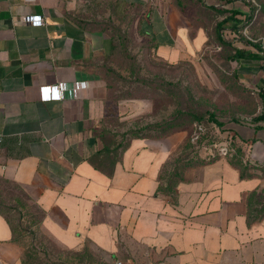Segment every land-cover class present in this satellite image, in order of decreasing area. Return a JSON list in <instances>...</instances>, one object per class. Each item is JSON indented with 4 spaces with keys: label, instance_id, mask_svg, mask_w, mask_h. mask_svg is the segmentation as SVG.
I'll return each mask as SVG.
<instances>
[{
    "label": "crops",
    "instance_id": "obj_1",
    "mask_svg": "<svg viewBox=\"0 0 264 264\" xmlns=\"http://www.w3.org/2000/svg\"><path fill=\"white\" fill-rule=\"evenodd\" d=\"M76 4L0 0V264H25L30 248L15 220L33 216L20 196L40 229L68 250L92 244L123 264H264V175L241 178L219 157L165 191L172 152L164 141L108 147L102 70L111 38L76 19ZM29 15L42 23L25 22ZM185 22L176 34L189 35ZM238 46L246 53L235 61L237 76L259 107L249 121L223 127L264 167V56ZM75 81L86 82L76 96L41 99L40 86ZM255 206L263 215L251 221Z\"/></svg>",
    "mask_w": 264,
    "mask_h": 264
},
{
    "label": "rangeland",
    "instance_id": "obj_2",
    "mask_svg": "<svg viewBox=\"0 0 264 264\" xmlns=\"http://www.w3.org/2000/svg\"><path fill=\"white\" fill-rule=\"evenodd\" d=\"M77 0L76 19L102 29L111 38L102 70L109 99L102 136L108 147L123 148L143 138L165 142L171 149L166 165L168 184L174 191L181 178L203 164L204 157L230 150L228 158L246 175H264L247 150L238 151L229 134L209 120L213 113L223 126L237 119L249 121L259 105L240 83L233 47L221 44L215 24L223 15L206 5L216 4L239 12L232 20L234 35L264 43V0ZM186 21V22H185ZM187 23L189 35L180 36L178 23ZM159 24L167 35L153 32ZM228 32V31H227ZM201 35V41L198 37ZM242 44V42H237ZM237 44V45H238ZM247 46V45H246ZM256 49V48H255ZM256 52L260 53L258 49ZM219 140L210 144L209 138ZM234 143V142H233ZM223 149V150H222ZM239 149H241L239 147ZM206 155V156H205ZM32 213L21 221L20 236L30 246L33 264H115L107 252L86 244L68 250L39 227ZM260 195L256 202H261ZM20 201V202H21ZM255 201V200H254ZM255 206L254 212L260 211Z\"/></svg>",
    "mask_w": 264,
    "mask_h": 264
},
{
    "label": "trees",
    "instance_id": "obj_3",
    "mask_svg": "<svg viewBox=\"0 0 264 264\" xmlns=\"http://www.w3.org/2000/svg\"><path fill=\"white\" fill-rule=\"evenodd\" d=\"M197 1H199L202 4H205L204 0H197ZM206 6L209 9H212L214 12L223 15V17L216 22L214 29H215L217 38L221 44H229L233 47L234 54H235L236 58L243 56L246 53V49L239 48V46L236 44L237 42H242L243 45H247V46H251L253 48H256L262 54V49H261L259 42L248 41L245 38L237 36V35H234L232 37H228V33H230V31L232 33V30L235 29V27H233L231 24H232V20L234 19V16L237 14V12H239L237 9L226 7V5H224V7H221V5H216V4H209ZM209 120L211 122H213L220 130H227L225 127H223L222 121L219 120L213 113H210ZM230 139H231L232 144H236L235 140L237 138L235 136L231 137ZM218 141L219 140H217L213 137H211L207 140V142L210 144L217 143ZM238 144H239V147L241 148V149H239V147H238V151L242 152L243 150L246 149V146L244 145L243 142L240 141ZM229 154H230V150L227 149V151L225 153H219L218 155H214L213 157H211L209 159H205L204 161H202V163L204 164V163L213 161L216 158L224 157V158H226V160L230 164H232L233 166L237 167L240 170L241 168L239 166H237L236 164H234V162L232 160H230V158H228ZM258 167L264 168L262 166H258ZM240 176H241V178H247V177H250L251 175H246L245 173L242 172V170H240ZM260 195L261 194H258L253 199L256 201V197L258 199V197ZM262 215H263L262 209H260V211L257 213H255L253 210V213H252L250 220L251 221H257L262 217ZM32 260H33V257L31 255L30 250L26 249V251L24 252V255H23V262L25 264H33L31 262Z\"/></svg>",
    "mask_w": 264,
    "mask_h": 264
},
{
    "label": "built area",
    "instance_id": "obj_4",
    "mask_svg": "<svg viewBox=\"0 0 264 264\" xmlns=\"http://www.w3.org/2000/svg\"><path fill=\"white\" fill-rule=\"evenodd\" d=\"M25 22H31L32 24L38 25L42 23L41 15H29L24 17ZM262 55L264 56V43L261 45ZM86 86V82L75 81L71 86H68L65 82H58L54 84L42 85L39 88L40 96L43 101L50 100H61L65 97V92L68 96H76L78 92ZM1 145V137H0ZM223 150V149H222ZM115 264H123L121 260H117Z\"/></svg>",
    "mask_w": 264,
    "mask_h": 264
}]
</instances>
